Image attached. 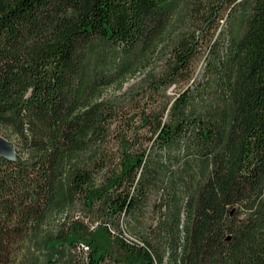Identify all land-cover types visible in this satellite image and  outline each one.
Instances as JSON below:
<instances>
[{"label":"trees","instance_id":"trees-1","mask_svg":"<svg viewBox=\"0 0 264 264\" xmlns=\"http://www.w3.org/2000/svg\"><path fill=\"white\" fill-rule=\"evenodd\" d=\"M0 126V264H264V0H0Z\"/></svg>","mask_w":264,"mask_h":264},{"label":"rangeland","instance_id":"rangeland-1","mask_svg":"<svg viewBox=\"0 0 264 264\" xmlns=\"http://www.w3.org/2000/svg\"><path fill=\"white\" fill-rule=\"evenodd\" d=\"M230 9V6L226 7L223 13V19L220 20L218 27H217V32H220L221 30H223L226 26V21L225 18L228 14V11ZM204 68V54L201 56V58L199 59L198 63H197V67H196V71H195V78L198 79L200 78L202 71ZM139 79V76L130 78L123 86V89H127L128 87H130L132 84H134L137 80ZM112 88H109L105 91V96H110L112 94ZM121 92L116 91L115 94H119ZM0 135L4 136L5 138H7L8 140H10V142L14 145V147H18V142L16 140L15 136L10 135L9 133H7V131L5 129H3L0 126ZM69 213L71 215H75V216H80V217H84L86 219V221H94L97 219L96 216H92V215H87V217H89L91 220H89L85 215L86 213L84 212L82 206L80 204H77L76 206H73L72 209L69 211ZM143 224L142 226L138 225V226H134V224H127V222L121 221L120 223V233H125L124 235L129 237V238H135L137 239L138 235L144 232L143 226H147L149 223H151V221L153 220V213L150 207H146L143 212H142V217L140 219ZM95 226V225H94ZM78 252V251H77ZM79 254V253H78ZM76 261V262H75ZM73 263L75 264H85L86 262V256L84 254H79L77 256V258L75 259Z\"/></svg>","mask_w":264,"mask_h":264},{"label":"water","instance_id":"water-1","mask_svg":"<svg viewBox=\"0 0 264 264\" xmlns=\"http://www.w3.org/2000/svg\"><path fill=\"white\" fill-rule=\"evenodd\" d=\"M0 158H5L10 161L17 160V153L14 145L5 138L4 136L0 135Z\"/></svg>","mask_w":264,"mask_h":264}]
</instances>
